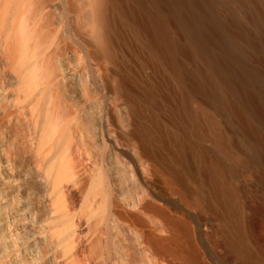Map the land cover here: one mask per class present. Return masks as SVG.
Instances as JSON below:
<instances>
[{
	"label": "bare ground",
	"instance_id": "bare-ground-1",
	"mask_svg": "<svg viewBox=\"0 0 264 264\" xmlns=\"http://www.w3.org/2000/svg\"><path fill=\"white\" fill-rule=\"evenodd\" d=\"M0 264H264V0H0Z\"/></svg>",
	"mask_w": 264,
	"mask_h": 264
}]
</instances>
